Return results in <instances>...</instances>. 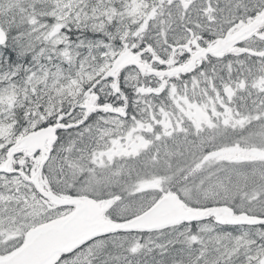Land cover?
<instances>
[{
  "label": "snow or ice",
  "instance_id": "snow-or-ice-1",
  "mask_svg": "<svg viewBox=\"0 0 264 264\" xmlns=\"http://www.w3.org/2000/svg\"><path fill=\"white\" fill-rule=\"evenodd\" d=\"M0 264H264V0H0Z\"/></svg>",
  "mask_w": 264,
  "mask_h": 264
}]
</instances>
